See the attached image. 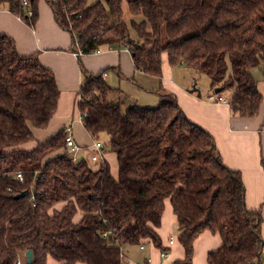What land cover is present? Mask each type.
<instances>
[{"label": "trees", "instance_id": "trees-1", "mask_svg": "<svg viewBox=\"0 0 264 264\" xmlns=\"http://www.w3.org/2000/svg\"><path fill=\"white\" fill-rule=\"evenodd\" d=\"M122 1L47 0L81 55L125 45L137 69L160 79L167 52L172 66L205 74L211 94L229 90L233 115L258 114L263 94L252 69L264 64V0H127L132 14L143 17L131 23ZM39 2L30 0L32 16L22 0L0 5L34 27ZM81 55L82 122L93 139L108 134L117 176L106 159L96 169L72 161L66 127L24 148L36 140L34 127L49 125L61 91L38 54H21L0 31V264H27L28 249L31 264L49 257L60 264H126L124 245L146 238L168 251L157 231L167 199L185 248L175 263L193 264L194 241L209 230L222 237L208 252L209 264H264L261 211L247 206L242 175L223 162L213 135L164 88L156 106L109 100L119 90L103 76L111 68L88 71Z\"/></svg>", "mask_w": 264, "mask_h": 264}, {"label": "crops", "instance_id": "crops-1", "mask_svg": "<svg viewBox=\"0 0 264 264\" xmlns=\"http://www.w3.org/2000/svg\"><path fill=\"white\" fill-rule=\"evenodd\" d=\"M38 10V20L35 26L31 27L9 9V4L0 5V31L15 39L21 54H38L40 61L55 73L61 93L54 117L46 128H41L50 130L47 136L43 137L48 139L61 128L66 127L79 144L88 146L93 138L80 120L78 104L81 100L83 73L79 55L73 48V35L57 23L47 0H40ZM81 59L84 67L94 73L111 68L106 71L105 79L112 87L119 90H113L108 96L109 100L127 96L125 101L140 103L143 99L142 94H147L151 101H155L154 97H159L160 88L176 95L179 105L188 118L213 135L223 162L228 167L240 171L246 187L247 206L261 211L264 238V64L252 69L258 88L263 94L259 112L255 116L243 117L232 114L224 93L223 99L217 97L212 99L213 94L209 89L205 92L199 89L193 91L194 88H191L185 71L178 69H182L183 65L172 66L167 52L162 54L160 79L137 69L132 54L125 45L103 47L94 53L81 55ZM127 82L132 84L133 89L126 86ZM72 117L77 118L73 120ZM36 128L38 127H34V134ZM37 141L44 140L36 137V140L23 146L32 149L37 145ZM104 152L105 150L101 153L102 157L99 161L105 159L108 161L107 153ZM111 171L114 176L118 175V170L116 172L111 168ZM80 218L81 214L78 213L75 220L78 221ZM157 231L164 247L169 249L168 255L163 256L162 250L146 238L138 244H130L139 245L142 255L140 259L134 256L129 258L125 253L126 264H177L176 260L185 257V248L181 242L182 230L170 199L165 202L161 226ZM172 238L173 244L170 243ZM221 244L222 237L219 233L209 230L202 232L194 241L193 264H209L208 252L219 248ZM262 257L264 260V249ZM149 259L150 261L147 262ZM47 264H60V262L49 257Z\"/></svg>", "mask_w": 264, "mask_h": 264}, {"label": "rangeland", "instance_id": "rangeland-1", "mask_svg": "<svg viewBox=\"0 0 264 264\" xmlns=\"http://www.w3.org/2000/svg\"><path fill=\"white\" fill-rule=\"evenodd\" d=\"M96 0H88V4H92L94 3ZM122 7H123V19L127 22V23H131L132 18L136 19L137 21L143 19L142 16L139 15H133L130 8H129V4L127 0H123L122 1ZM181 71H185L187 77H188V82H190V86L191 88H196V90H201L202 92H205L206 90H210L212 91L211 87H210V80L209 78L205 75V74H199V76L195 73L194 69H191L189 67H184L180 69ZM151 80V79H149ZM156 81V78L154 79ZM153 80V81H154ZM190 80V81H189ZM192 82V83H191ZM126 86H128L130 89H133L132 84L130 82L125 83ZM194 90V91H196ZM134 93V92H133ZM224 93V97H230L231 92L229 90H226L223 92ZM136 94V93H134ZM216 94V93H215ZM216 96V95H215ZM127 97V96H125ZM125 97H123L122 99H120V97L118 98H114L113 101L115 103H119V102H127L125 101ZM143 99L141 100L140 104H142L143 106H156L158 102V100H160V97L156 98L154 97L155 101H151L150 96H148L147 94H142ZM218 98V96H216ZM221 99H223L222 97H220ZM134 100V99H131ZM153 100V99H152ZM227 102V100H225ZM74 118L77 117H72V119L74 120ZM50 131V130H49ZM48 130H44L41 128H36L35 129V135L38 139L40 140H46V137L43 136H47L46 134L49 132ZM50 134V133H49ZM34 141V140H33ZM95 141H99L104 145V150H105V154L107 153V158L108 161L111 165V168L117 172L118 170V163H117V156L116 153L111 151L110 149V145H109V136L107 133L102 132L100 133L99 137L96 139H91V144ZM90 145V144H89ZM67 152L69 154V156H77V158L79 160H84L86 161L87 165L92 167V168H97L98 166H100V164L103 162L102 160H98V161H94L92 160V155L93 153H95L91 148L87 149V148H83L81 150H79L77 153H73L70 149H67ZM132 246V247H131ZM128 249V250H127ZM124 251L127 254V257L132 258L133 256L135 258L140 259L142 253L139 251V245H130L127 244L124 247ZM133 257V258H134Z\"/></svg>", "mask_w": 264, "mask_h": 264}, {"label": "built area", "instance_id": "built-area-1", "mask_svg": "<svg viewBox=\"0 0 264 264\" xmlns=\"http://www.w3.org/2000/svg\"><path fill=\"white\" fill-rule=\"evenodd\" d=\"M22 2L24 4V6L28 7L27 11H26L27 15L28 16H32L34 14V9H32L30 7V5H31L30 4V0H22ZM76 54L80 56L82 54V52L79 50V51H76ZM106 75H107V73L105 72L103 74V76L105 77ZM211 98L212 99H216V96L212 95ZM80 118H81L80 120L82 121V117H80ZM65 143H66V148L70 149L73 153H77L79 150H81L83 148H87V149L91 148L95 152V154L92 155V160H94V161L99 160L102 157L101 153L104 151V145L101 142H99V141H95V142H93L92 144H90L88 146H82L81 144H79L76 141V139L74 138V136L71 134L70 131L66 132ZM71 158H72V161H74L76 163L80 161L77 158V156H72ZM17 176L20 179H23V176H22L21 173H18ZM170 243L171 244L174 243V239L173 238L171 239ZM162 255L163 256H167L168 255V251H162ZM149 261H150V259L147 260V262H149ZM17 264H22V261L19 259L17 261Z\"/></svg>", "mask_w": 264, "mask_h": 264}, {"label": "water", "instance_id": "water-1", "mask_svg": "<svg viewBox=\"0 0 264 264\" xmlns=\"http://www.w3.org/2000/svg\"><path fill=\"white\" fill-rule=\"evenodd\" d=\"M196 90V88L193 89V91ZM222 91L221 87H217L215 88V93H220ZM29 192L26 190L20 194H18L16 197H22V196H26ZM26 257H27V264H31L33 262V250L32 249H28V251L26 252Z\"/></svg>", "mask_w": 264, "mask_h": 264}]
</instances>
